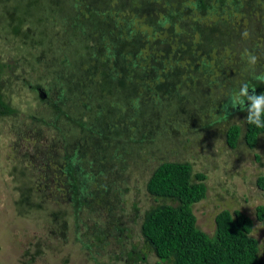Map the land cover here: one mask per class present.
Here are the masks:
<instances>
[{
  "label": "rangeland",
  "instance_id": "obj_1",
  "mask_svg": "<svg viewBox=\"0 0 264 264\" xmlns=\"http://www.w3.org/2000/svg\"><path fill=\"white\" fill-rule=\"evenodd\" d=\"M194 1L0 0V96L12 109L0 115V264H127L121 252L132 247L147 255L140 264H157L139 233L145 212L171 204L145 189L162 161L186 162L192 174L204 175L206 196L191 205L199 229L212 236L217 212L239 211L252 220L250 234L264 258V221L255 217L256 208L264 206V191L255 183L264 175V133L249 148L243 141L245 114L228 106L230 94L254 79L246 53L257 55L255 72L264 73V0L242 1L228 14L235 21L229 26L224 14L217 18L189 9ZM154 13H160L155 21L169 13L179 21L145 26L144 18ZM122 19L132 20L139 32L126 43L129 48L152 30V38L178 39L187 52L176 63L165 60V69L181 67L179 80L170 88L155 84L152 101L139 100L143 109L135 116L127 101L121 106L112 99V84L102 68L92 66L96 57L105 60L103 46H110L103 38H123ZM192 27V36H186ZM98 64L109 71L113 67ZM121 69L120 63L116 72L131 74ZM112 103L120 108L111 113L113 141L104 136L100 153L82 154V145L79 158L87 176L91 162L99 160L106 167L103 178H111L113 186L74 217L62 172L72 145L80 142L74 125L87 118L96 130L105 123L101 108L109 110ZM233 124L240 135L230 148L225 131ZM90 137L87 142L100 143Z\"/></svg>",
  "mask_w": 264,
  "mask_h": 264
},
{
  "label": "trees",
  "instance_id": "obj_2",
  "mask_svg": "<svg viewBox=\"0 0 264 264\" xmlns=\"http://www.w3.org/2000/svg\"><path fill=\"white\" fill-rule=\"evenodd\" d=\"M242 1L244 0H213L206 3L203 0H195L192 6L189 5L187 7L191 10L194 9L197 13L202 11L205 13L211 12L217 18H221V15L224 14V26H229L233 25L232 23L235 21L231 20V16L228 17V14H233L236 8L240 7ZM259 1L256 0V4ZM111 13L108 15L109 18L114 17V13ZM155 15H160V13H154L152 16L148 14L147 18L141 17L142 20L144 18L143 24L147 27H152ZM167 16H161L155 22H168L174 25L179 21V19H172L173 13H169ZM132 19L135 23L138 21L135 17H132ZM133 21L122 19L121 22L131 27ZM215 21H220V19ZM204 22L207 23V21ZM125 25L122 32L123 38L102 39L110 47H107V45L103 46L106 51L105 60H100L96 57L92 66L95 64L96 67L102 68L99 71L104 74L105 81H110L109 84H112L108 88L109 91H114L112 99H119L118 104L121 106H124V102L127 101L126 105L131 107V114L135 116L138 112L142 113L143 105L137 107L139 100L152 101L150 93L156 94L153 91L155 84L169 87L175 84L174 79L177 78L179 80L182 74L181 67H178V69L175 67L165 69V60H172L176 63L177 58L187 52L185 51L186 48L176 42L178 39L152 38L154 35L152 30L141 35L138 38L140 40L138 44H133L129 48L126 43L132 40L133 35L137 36L136 33L139 32H135V26L134 28L131 27L132 29L128 27L125 29ZM212 25L217 26L218 22H213ZM194 29L195 27H192L191 32L188 35L186 34V36L191 37ZM117 30L119 31L120 29ZM171 36L173 35L171 34ZM117 37H121V34L119 33ZM142 38H147V40H142ZM148 38L153 40H148ZM116 40L119 42L115 45L117 43ZM212 40L213 38H208V41L211 42ZM149 43L151 44L149 45ZM145 44L149 46L145 48ZM100 61L103 66L112 64L111 71L99 66L98 63ZM109 61L111 63L107 64ZM120 63L124 68V70L121 69L120 71L126 72L129 70L131 74L116 72L115 69ZM124 63H128V66ZM126 82L132 83L131 86H126ZM247 83L250 87L256 88L257 94L264 93V83L252 78ZM170 92L171 90H168V94ZM107 96L105 94L104 97L106 98ZM87 97L88 100L91 99L88 94ZM105 101L107 102V98L102 102L104 103L103 106H105ZM90 104H88L87 108H89ZM115 104L112 103L113 107L109 110L101 108V114L98 112L105 123L99 124L96 130L92 128L91 124H86L87 118L83 123L78 122L77 125H74V128L76 126L77 130L82 133L81 136V133L79 134L77 139L80 142L77 146L75 144L72 145V155L65 157V165L62 166V172L66 177L63 180V184L66 187V191L69 192V204L75 213L74 217H77L78 211L86 202L95 200V197L101 198V193L106 192L109 186H113L111 178H103L106 167L100 164L99 160L91 162L93 169L90 175L87 176L81 172L82 167L79 157L81 156L82 149L80 147L82 145H86L82 154L100 153L104 146L102 139L104 136L107 138V143L113 141L114 136L108 134V132L114 133L115 130L111 113L120 112L119 106H117L118 110L115 109ZM109 105L107 104V107ZM52 108L58 109L55 105H52ZM11 112L12 109L8 107L0 96V115ZM243 112L245 114L243 141L251 148L255 146L258 136L264 133V129H257L254 125L248 124L246 122L247 113ZM101 118L99 117L98 121ZM86 132L90 133L87 135L89 139L91 138L90 135H92L93 140L94 138L99 139L100 143L97 140L95 142L98 145H93L90 142L92 138L87 142ZM239 135L240 128L237 125L228 126L225 131L227 146L234 148ZM111 172L113 173L112 170ZM204 179L205 177L202 173L192 174L191 166L186 162L162 161L154 167L147 179L145 189L154 198L169 200L171 204H159L144 213L140 222L139 234L147 248H145L146 251L151 252L158 259L157 264H264V258H261L258 254L257 240L250 234L253 222L243 213L236 210L230 212L227 209L217 212L214 216L215 228L212 236L207 235L196 226L195 217L191 212V205L205 198L206 186ZM255 183L258 189L264 191V175L257 176ZM88 184H92V189H88ZM255 217L258 221H264V206L256 208ZM121 253L120 259L125 260L127 264H140L147 256L146 253L141 252L136 247H132L130 250H123Z\"/></svg>",
  "mask_w": 264,
  "mask_h": 264
},
{
  "label": "clouds",
  "instance_id": "obj_3",
  "mask_svg": "<svg viewBox=\"0 0 264 264\" xmlns=\"http://www.w3.org/2000/svg\"><path fill=\"white\" fill-rule=\"evenodd\" d=\"M253 72V78L264 83V73L255 72L258 57L252 53H246L244 57ZM231 109L239 108L247 113L246 122L254 125L257 129H264V93L257 94L255 87H250L247 82L242 83L238 90L229 96Z\"/></svg>",
  "mask_w": 264,
  "mask_h": 264
},
{
  "label": "flooded vegetation",
  "instance_id": "obj_4",
  "mask_svg": "<svg viewBox=\"0 0 264 264\" xmlns=\"http://www.w3.org/2000/svg\"><path fill=\"white\" fill-rule=\"evenodd\" d=\"M44 95V94H43ZM237 109H239V108H237Z\"/></svg>",
  "mask_w": 264,
  "mask_h": 264
}]
</instances>
